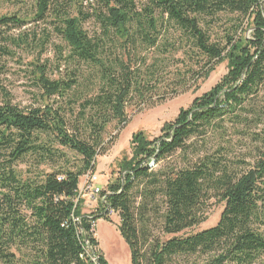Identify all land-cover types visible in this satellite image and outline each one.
I'll return each mask as SVG.
<instances>
[{"label":"trees","instance_id":"1","mask_svg":"<svg viewBox=\"0 0 264 264\" xmlns=\"http://www.w3.org/2000/svg\"><path fill=\"white\" fill-rule=\"evenodd\" d=\"M263 4L31 0L24 16H0V55L31 54L35 90L29 108L0 103V264H107L94 224L110 212L129 264H264ZM53 37L61 44L51 69L39 60ZM222 62L226 74L158 137L132 136L98 216L84 214L80 179L109 150L107 129L198 87ZM212 200L224 205L217 224L186 234Z\"/></svg>","mask_w":264,"mask_h":264},{"label":"rangeland","instance_id":"2","mask_svg":"<svg viewBox=\"0 0 264 264\" xmlns=\"http://www.w3.org/2000/svg\"><path fill=\"white\" fill-rule=\"evenodd\" d=\"M22 1L25 3L17 4V2L14 0H0V16L12 15L13 13L24 16L31 0ZM135 1L139 4L144 2V0ZM231 17L232 16L228 15L221 16L219 22V25H221L220 27H226L228 20H230ZM31 27L32 25H27L26 29H30ZM35 27H37V31H41L43 29L42 25H35ZM84 28L86 31L92 32L95 29V25L93 23H87L85 24ZM242 28L245 29L244 35L248 37L250 35V30H246L247 27L245 23L242 25ZM219 29L220 28H217V31ZM60 44V40L56 37H53L52 45L48 47L46 52L42 55L39 60L40 63L44 64L46 62L48 65H50L49 67L51 69H54V65L56 64L57 60V54L53 46ZM18 54L19 55L15 56L14 58H8L0 55V103L3 102L5 96H7L12 104L25 109L35 104V90L32 88L31 80L27 73L28 63L32 60V56L28 53ZM37 57L35 55L36 59ZM49 72L50 78L56 77L53 70H49ZM226 72V62L218 63L215 65L208 78L205 81L199 83L198 87H193L152 108H144L134 112L129 110L127 112V122L124 125H121L118 128H115L114 126L109 127L106 131L105 138L107 141L113 139V142L105 155L98 156L96 158V167L93 174L97 176V181L95 182L94 187H97L100 189V191H103L105 190L108 182L117 179V165L122 159H130L131 157L130 140L134 134L142 132L150 140L158 137L162 126L166 122H172L176 118L180 109L188 108L194 98L200 97L202 94L207 93L220 81ZM225 128L226 126H224V129ZM212 133L213 132H210V134L207 135L208 140L206 142L208 149H212V146L215 145L214 141H216V139L212 140V136H214ZM227 134L230 136L229 141L235 144L234 142L237 141V136H234L233 132H228ZM235 145V152H238V150L240 151L241 149L239 144ZM234 154L236 156L240 155L238 153ZM246 161H250V159L247 158ZM153 168L156 169L157 167ZM85 187L86 183L85 178L83 177L80 179L79 190H83ZM85 192V195L80 199L83 200L82 212L87 215L95 213V215L98 216L96 211L100 199L99 194L90 197L89 191ZM76 201H78V197ZM210 203L211 204L207 211V220L198 227L186 231V234H194L196 232L211 228L217 224L224 205L217 200H212ZM107 217L109 222L100 219L94 224V237L98 241L99 249L107 264H129V252L127 246L117 231V226L119 223L118 215L114 212H110ZM111 236H114L116 244H119L121 248L123 254V260L121 261L116 259L115 253L113 251L109 250L107 240H109Z\"/></svg>","mask_w":264,"mask_h":264},{"label":"built area","instance_id":"3","mask_svg":"<svg viewBox=\"0 0 264 264\" xmlns=\"http://www.w3.org/2000/svg\"><path fill=\"white\" fill-rule=\"evenodd\" d=\"M85 183L87 184L83 190H79L78 199H81L85 195V191H89L90 197H93L96 194L100 193V189L94 187L95 182L97 181V176L93 173L87 174L85 177Z\"/></svg>","mask_w":264,"mask_h":264},{"label":"bare ground","instance_id":"4","mask_svg":"<svg viewBox=\"0 0 264 264\" xmlns=\"http://www.w3.org/2000/svg\"><path fill=\"white\" fill-rule=\"evenodd\" d=\"M107 241H108V245H109V250H111L115 253L116 259H118L119 261L123 260V254H122L121 248H120L119 244H116L114 236H111L109 238V240H107Z\"/></svg>","mask_w":264,"mask_h":264},{"label":"crops","instance_id":"5","mask_svg":"<svg viewBox=\"0 0 264 264\" xmlns=\"http://www.w3.org/2000/svg\"><path fill=\"white\" fill-rule=\"evenodd\" d=\"M104 185H105V184H104ZM104 185H103V186H104ZM103 186H102V188H103Z\"/></svg>","mask_w":264,"mask_h":264}]
</instances>
